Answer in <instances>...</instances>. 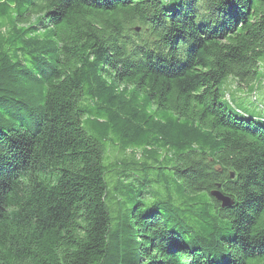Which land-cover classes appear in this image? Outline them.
<instances>
[{"label": "trees", "instance_id": "16d2710c", "mask_svg": "<svg viewBox=\"0 0 264 264\" xmlns=\"http://www.w3.org/2000/svg\"><path fill=\"white\" fill-rule=\"evenodd\" d=\"M262 56L264 0H0V264H264Z\"/></svg>", "mask_w": 264, "mask_h": 264}, {"label": "rangeland", "instance_id": "374dc122", "mask_svg": "<svg viewBox=\"0 0 264 264\" xmlns=\"http://www.w3.org/2000/svg\"><path fill=\"white\" fill-rule=\"evenodd\" d=\"M166 4L167 7H171L173 4L176 3V0H160ZM255 82L251 85V87L247 88L248 85H239L236 80L232 77H227L222 84L219 85V92L221 96L223 97V101L232 104V107L236 109L241 117L244 118H252L258 123H263L264 124V111L260 109L262 105H264V56L260 58L259 61V67L257 70V75L256 79L254 80ZM256 85L254 92L252 93L253 87ZM259 88V91H258ZM252 93V94H251ZM255 100V102L253 101ZM107 148V147H106ZM116 151V150H115ZM117 152V151H116ZM134 153H137L138 161L140 165H145L149 166L152 168V159L149 160L147 155L143 153L142 150H136ZM135 154L132 156L128 152L121 153L117 152L116 155L113 158V152L111 149H107V155L109 157H106L105 155V160L104 165H108L109 163L113 162H121V163H129L131 161H135ZM155 157V156H153ZM111 160V162H110ZM113 174H107L105 176V180L107 183V193L108 197L106 198V205L108 206L109 213L111 217H116V214H113L111 210H115L116 207L114 204L112 205L111 201V189L114 186L112 183L108 182V178L111 177ZM138 179L140 181L145 180L146 177L150 180H156L158 177H168L167 172H159V171H154L152 169L145 170L144 172H139L137 173ZM169 188L172 189L173 185L170 184ZM152 189L155 191L164 189L163 187H157L156 185L152 186ZM130 198L132 197V194H124L121 196L122 201L125 202L123 212H125L130 206L131 202H129Z\"/></svg>", "mask_w": 264, "mask_h": 264}, {"label": "water", "instance_id": "95a60500", "mask_svg": "<svg viewBox=\"0 0 264 264\" xmlns=\"http://www.w3.org/2000/svg\"><path fill=\"white\" fill-rule=\"evenodd\" d=\"M135 30L137 31V29ZM229 178L232 179L233 175L231 174ZM210 195L215 201L219 203L221 209L229 208L233 205L232 200L226 196H223L218 190H213Z\"/></svg>", "mask_w": 264, "mask_h": 264}, {"label": "crops", "instance_id": "0c3cea01", "mask_svg": "<svg viewBox=\"0 0 264 264\" xmlns=\"http://www.w3.org/2000/svg\"><path fill=\"white\" fill-rule=\"evenodd\" d=\"M258 91H259V88H258Z\"/></svg>", "mask_w": 264, "mask_h": 264}]
</instances>
